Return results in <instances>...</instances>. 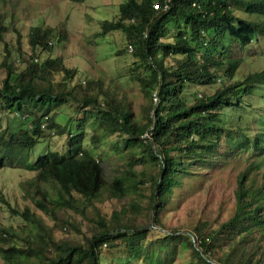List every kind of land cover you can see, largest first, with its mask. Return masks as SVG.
Wrapping results in <instances>:
<instances>
[{"label":"trees","instance_id":"16d2710c","mask_svg":"<svg viewBox=\"0 0 264 264\" xmlns=\"http://www.w3.org/2000/svg\"><path fill=\"white\" fill-rule=\"evenodd\" d=\"M155 1L164 5L168 0H125L116 18L104 20L102 30L96 33L100 37L122 31L128 38L124 50L137 58L136 68L145 69L144 74L133 73V78L141 83L149 99L144 106L146 123L136 119L127 97L100 89L93 79L86 85L83 81L73 83L80 71L67 66L62 57L36 60L35 55L52 52L54 42L67 38L62 28L32 26L28 33L32 53L26 67L19 70L9 61V45L4 40L8 28L0 12V37L6 51L1 63L6 75L0 80V111L20 116L19 124L0 131V168L35 172L22 187L36 206L21 211L0 196L35 231L18 242L19 233L0 224L3 264H103L99 245L114 247L117 241L124 244L129 264L141 257L147 264H173L171 246L178 243L191 248L193 259L188 264H264V170L260 159L264 156V128L250 135L240 126L250 115L249 110L256 108L245 99L264 84V69L237 77L242 60L232 53V43L243 50L258 41L264 44V0H169L165 10L155 9ZM171 33L172 41H164ZM59 74L62 78L56 80ZM189 83L219 87L189 102L185 97ZM155 93L158 103L154 102ZM71 104L77 108L75 114L60 123L58 115ZM43 123H47L45 128ZM234 123H238L242 141L237 147H242L249 163L237 177L234 209L227 220L219 224L200 220L190 232L172 229L162 232L158 243H144L151 227L129 223L116 211L109 222L100 217V227L85 240L55 236L59 227L82 233L70 219L50 225L46 218L59 220L56 207L75 208L81 199L93 202L103 195L121 199L136 194L144 183L136 170L140 164L159 166L158 173L151 177L149 218L152 228L166 229L162 214L176 189L197 176V165L212 166L219 160L220 144L228 138ZM88 127L97 132L93 140L96 149L100 146L96 142H104V133L116 135L110 148L128 156L124 171L107 177L103 159L85 144ZM45 130L69 135L68 149L64 153L51 150L31 162L24 151L34 148ZM50 187L57 197L51 196ZM156 248L158 256L154 254ZM161 250H165L164 257Z\"/></svg>","mask_w":264,"mask_h":264},{"label":"rangeland","instance_id":"374dc122","mask_svg":"<svg viewBox=\"0 0 264 264\" xmlns=\"http://www.w3.org/2000/svg\"><path fill=\"white\" fill-rule=\"evenodd\" d=\"M124 1L85 0L76 3L71 0H0V12L4 14V24L8 28L4 40L9 45V61L15 64L19 70L26 67V61L32 53L28 39V33L32 26L48 25L62 28L67 33V38L63 41H56V44L54 42L53 46H55L52 52H40L35 55V58L44 60L47 57H62L67 66L76 67L80 71L73 83L83 81L82 83L86 85L93 79L100 89L110 93L113 91L120 98L127 97L133 104L136 119L141 123H146L148 118L144 106L149 102V99L145 96L141 83L133 78V73L144 74L145 69L143 67L136 68L137 58L129 51L124 50L129 44L128 38L122 31H112L100 37L96 36V33L102 30L104 20L116 18L120 11V5ZM238 14L252 18L245 11H238ZM172 35V33L168 35L164 41H172ZM20 36L21 39H19ZM4 40L0 37V80L6 75L5 67L1 65L6 57ZM232 53L234 57L242 60L237 77L240 75V78H244L251 72L264 69V44L262 42H255L247 50L232 43ZM170 62L171 64H169L173 65V61ZM61 78L62 74H59L56 80ZM218 87L219 85L212 88L189 83L185 90V97L189 102H193L196 97L212 94ZM101 98L103 99L104 96L101 95ZM245 101L253 102L256 108L249 110L251 116L249 115L240 126L245 127L247 132L253 135L264 128V84L258 85ZM75 109L77 108L74 104L66 106L63 112L58 115L57 120L60 123H65L70 116L75 114ZM0 115V131L8 129V126L13 124L19 116L6 111H0ZM234 124L226 135L228 138H224L220 144L219 160L212 166L197 165L194 168V174L197 176L194 179H186L184 187L176 189L172 201L162 214L166 229L152 228L149 218L151 213L148 206L152 185L151 177L158 173L159 166L140 164L136 166V170L144 183L140 185L136 194H130L121 199L103 195L100 200L93 202L81 199L75 208L59 209L56 207L59 220L54 221L52 218H46L47 222L54 225L56 222L70 219L75 226L78 225L81 228L82 233L77 232L75 228H71L70 231L59 227L55 231V236L59 239L71 238L72 241L75 239L85 240L86 235L91 236L100 227L98 222L100 217H104L109 222L116 211L121 212V218L129 223L144 224L146 228L151 227L144 235V243L149 241L158 243L164 236L162 232L172 229H177L181 233L190 232L200 220H208L213 224L227 220L234 209L237 177L249 163L245 159L247 157L245 151L242 147H237L238 143L242 141L236 129L238 123ZM95 134L97 132L88 127L85 144L96 150L97 156H101L107 177L110 179L127 168L126 164L129 158L126 154L118 155L111 150L110 143L115 141L116 135L110 134V132L104 133V142H96L97 145H100L96 149L93 141L96 137ZM69 138L67 134L57 135L55 132L45 130L43 137L34 148L25 149L24 157H30V161L33 162L40 155L51 150L64 153L68 149ZM226 152L227 156L225 157ZM260 159L263 162L262 169L264 170V156ZM34 175L35 172L20 167L0 168V196L4 195L13 207L21 211L27 206L36 208L32 198L25 195L22 187V184ZM50 193L54 198L58 196L51 187ZM50 206H55V204ZM37 212L45 216L38 209ZM0 224L18 232L20 236L16 238L21 242L23 241L22 237L27 236L29 232H35L31 230V225L22 216L13 213L1 199ZM99 246L102 251L103 264H129L126 259L128 252L122 242L117 241L114 247H110L108 243ZM157 248L154 250L156 252L154 254L158 256L159 249ZM171 248L174 256L173 264H188L192 261L189 245L183 246L178 243L173 244ZM165 250L160 251L161 256L165 254ZM0 264H3L1 257ZM131 264H147V261L141 257L132 260Z\"/></svg>","mask_w":264,"mask_h":264},{"label":"built area","instance_id":"2783aa9c","mask_svg":"<svg viewBox=\"0 0 264 264\" xmlns=\"http://www.w3.org/2000/svg\"><path fill=\"white\" fill-rule=\"evenodd\" d=\"M169 2H170V1L168 0L167 3L164 4V5H162L160 2H158V3H155V4H154V7H155V9H161V8H163V9L165 10V9H168ZM132 21H134V19H132ZM146 36H147V34H146ZM130 50L132 51V50H133V47H131ZM36 60H37V58H36ZM158 98H159V97H158V94L155 93V94H154V100H155V101H158ZM46 125H47V123H43V124H42V127L45 128ZM29 127L32 128V127H33L32 124H29ZM146 135L149 136L148 134H146Z\"/></svg>","mask_w":264,"mask_h":264},{"label":"crops","instance_id":"0c3cea01","mask_svg":"<svg viewBox=\"0 0 264 264\" xmlns=\"http://www.w3.org/2000/svg\"><path fill=\"white\" fill-rule=\"evenodd\" d=\"M20 123V119H15V122L13 124H19Z\"/></svg>","mask_w":264,"mask_h":264}]
</instances>
